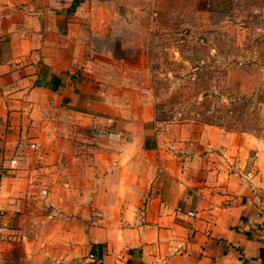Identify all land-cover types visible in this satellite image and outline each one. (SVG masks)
Here are the masks:
<instances>
[{"label":"rangeland","instance_id":"374dc122","mask_svg":"<svg viewBox=\"0 0 264 264\" xmlns=\"http://www.w3.org/2000/svg\"><path fill=\"white\" fill-rule=\"evenodd\" d=\"M72 3L66 34L53 55L76 88V112L42 107L49 97L40 91H35L30 100L34 104L29 106L27 92L35 80L14 81L15 110L25 112L30 107L31 119L39 121L76 122L77 151L86 157L85 138L91 139L87 142L94 146L90 154L95 167L102 162L115 166L127 138L130 144L125 151L130 160L122 162L129 174L187 166L197 181L201 171L216 167L223 175L236 173L238 184H243L264 173V103H259L264 101V0ZM229 46L233 53L224 50ZM214 48L223 50L217 53ZM234 59L255 62L251 67L229 66L237 84L239 79H251L248 85L243 81L253 95L244 109L246 115H239L243 108L227 107L216 97L203 96L206 91L219 92L221 82L210 77L220 74L226 62ZM39 68L38 63L30 67V75L41 72ZM191 115L199 121L189 119ZM205 117H224L227 125L207 124ZM232 117L242 124L234 125ZM247 118L252 119L250 124L242 121ZM61 132L67 137L58 143L62 156L58 159L54 153L46 164L50 173L59 171L69 181L75 167L70 155L72 131L62 128ZM50 142L45 140L41 146L52 153ZM78 164L79 169L85 167L84 160ZM82 180L79 176L78 182ZM51 194L54 212L29 225L33 237L30 264H69L65 260L70 243L74 250L71 264H93L85 250V231L93 227L95 237L102 231L117 233L126 226L113 222L119 208L113 201L96 206L88 218L93 222L86 224V210L73 205L69 192ZM102 216L111 222H102ZM15 256L19 257L16 249Z\"/></svg>","mask_w":264,"mask_h":264},{"label":"crops","instance_id":"0c3cea01","mask_svg":"<svg viewBox=\"0 0 264 264\" xmlns=\"http://www.w3.org/2000/svg\"><path fill=\"white\" fill-rule=\"evenodd\" d=\"M72 2L0 0V264H30L29 225L54 212L55 191L69 192L73 205L86 210V224L93 222L88 218L96 206L113 201L119 208L113 222L126 226L117 233L102 231L95 237L93 227L85 231V250L96 256L93 264H264V173L243 184L236 173L223 175L216 167L201 171L197 181L187 166L129 174L122 162L130 160L127 138L115 166L102 162L95 167L91 139L85 138L86 157L77 151L76 122L39 121L31 119L30 107L15 110L14 81L35 80L27 92L29 106L40 91L49 97L42 107L76 112V88L53 55L66 34ZM37 63L41 72L30 75ZM62 128L72 131L75 167L69 181L59 171L50 173L46 164L54 153L62 156L58 143L67 138ZM45 140L54 152L41 146ZM82 160L85 167L79 169ZM108 218L101 221L110 223Z\"/></svg>","mask_w":264,"mask_h":264},{"label":"trees","instance_id":"16d2710c","mask_svg":"<svg viewBox=\"0 0 264 264\" xmlns=\"http://www.w3.org/2000/svg\"><path fill=\"white\" fill-rule=\"evenodd\" d=\"M215 51L218 52H222L223 49H219V48H214ZM247 50L249 48H246ZM212 50V49H211ZM226 52L229 53H233L234 49L233 47L229 46L226 47ZM255 62L254 61H238L236 59L231 60L226 62L225 68H223L222 70H220V74H217L216 76L214 75L213 77H210L211 79L214 78L215 81H220L221 82V89L218 91H206L203 96L205 98L207 97H216L220 100L223 101L224 104H226L227 107H229L231 105L234 107H240L243 108V111L240 110L239 115H246L248 114V111L244 110L247 108V105H249L250 100L249 98L252 97L253 95H250L251 93L249 91H247L246 87L248 85V81L251 80L247 77V75H245L247 77V79H239V84H237L236 80H233L232 75L230 74V67L233 65H247V67H251L252 65H254ZM230 66V67H229ZM247 71V70H246ZM220 78V80H218ZM222 80L224 81V85L222 84ZM233 80V81H232ZM247 82V85L245 82ZM242 87H245L246 90H242ZM259 103H264L263 100H259ZM231 110V109H230ZM242 111V112H241ZM195 115H201L200 112H196ZM193 115L189 116V119L192 120H197L196 118L192 117ZM188 118V117H186ZM204 121V120H203ZM244 121L245 124H250L252 119L251 118H247ZM205 123L207 124H212V125H217V126H221L224 127V125H227V119L224 117H215V118H207L205 117ZM231 122L234 125L240 124L241 120H238V117H232ZM242 124V123H241ZM244 125V124H243ZM247 127V126H246ZM250 129V128H248ZM251 131V130H250Z\"/></svg>","mask_w":264,"mask_h":264},{"label":"built area","instance_id":"2783aa9c","mask_svg":"<svg viewBox=\"0 0 264 264\" xmlns=\"http://www.w3.org/2000/svg\"><path fill=\"white\" fill-rule=\"evenodd\" d=\"M190 214H193V212H190ZM89 259L92 260V261L96 260V256H95V254L93 252L89 253Z\"/></svg>","mask_w":264,"mask_h":264}]
</instances>
